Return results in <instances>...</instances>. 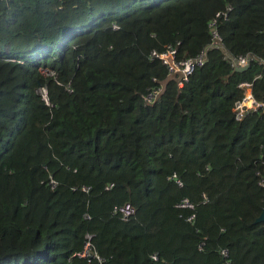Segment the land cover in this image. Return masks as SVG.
<instances>
[{"label":"trees","instance_id":"obj_1","mask_svg":"<svg viewBox=\"0 0 264 264\" xmlns=\"http://www.w3.org/2000/svg\"><path fill=\"white\" fill-rule=\"evenodd\" d=\"M167 45L204 63L147 104ZM238 54L264 58V0H0V264H264V111L232 112L264 72Z\"/></svg>","mask_w":264,"mask_h":264},{"label":"built area","instance_id":"obj_2","mask_svg":"<svg viewBox=\"0 0 264 264\" xmlns=\"http://www.w3.org/2000/svg\"><path fill=\"white\" fill-rule=\"evenodd\" d=\"M227 10H230V7H227ZM226 16V11L216 13V16L220 15ZM215 20L211 22V26L214 24ZM213 34V44L219 45L221 44V39L217 35L216 31H212ZM150 57L153 59H158L161 64L166 68L167 75L181 73L182 77L175 81L178 89H182L184 84L188 81L189 76L195 70L196 67L201 66L205 60L204 52L197 54L191 58H178L177 56V48L175 45H167L162 51L152 50L150 52ZM257 60V58L252 54H238L234 56H229L228 61L232 70H235L237 67H242L249 65L252 61ZM257 62L262 66V72H264V58L258 59ZM44 70H42L43 72ZM46 75H54V71L45 69ZM237 87L241 91V97L237 99L232 107V112L234 114L235 120L240 121L244 119L247 115L252 114L258 111H264V102L258 101L253 94L252 91V82L250 81H242L238 83ZM71 91L70 89H68ZM41 94L43 95L46 92L45 88H41ZM43 91V92H42ZM161 93V86L153 87L143 98L145 103L152 104L157 101L159 94ZM179 185L181 182L176 180ZM51 187H54V182L51 180L49 182ZM264 186V180L262 182ZM111 184L106 186V189H109ZM84 191H88V186H83L81 188ZM203 199L206 201V196L203 195ZM177 207H189L192 208L193 204L187 199H183L179 203L176 204ZM114 211L120 214L123 218H128L132 216L135 212L134 207L129 203H124L122 205L116 206ZM193 215L189 217L192 219ZM90 244L86 243L84 249L78 254L80 257H89V258H97L100 259L97 254H95L90 249ZM204 243L199 244V248L203 247ZM221 256L225 259L224 264H231V260L228 257V250L224 248L220 251ZM154 257V256H153Z\"/></svg>","mask_w":264,"mask_h":264},{"label":"water","instance_id":"obj_3","mask_svg":"<svg viewBox=\"0 0 264 264\" xmlns=\"http://www.w3.org/2000/svg\"><path fill=\"white\" fill-rule=\"evenodd\" d=\"M248 66L249 65L242 66V67H237L235 70L236 71H243V70L247 69ZM175 75L176 74H169L162 80V82H161L162 83L161 93L164 92L165 87H166V85H167V83L169 81H177L178 79H180L182 77L181 73H177V75H178L177 77ZM43 99L46 100V97L43 98ZM262 221L264 222V207H263L262 211L260 212L259 216L254 220L255 223H259V222H262Z\"/></svg>","mask_w":264,"mask_h":264},{"label":"rangeland","instance_id":"obj_4","mask_svg":"<svg viewBox=\"0 0 264 264\" xmlns=\"http://www.w3.org/2000/svg\"><path fill=\"white\" fill-rule=\"evenodd\" d=\"M44 71H43V74L44 75H46L45 73H46V71H45V69H43ZM43 92V91H42ZM43 98H45V93L43 94V96H42Z\"/></svg>","mask_w":264,"mask_h":264}]
</instances>
